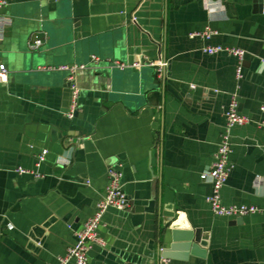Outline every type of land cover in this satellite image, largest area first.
Returning a JSON list of instances; mask_svg holds the SVG:
<instances>
[{
  "label": "crops",
  "instance_id": "crops-1",
  "mask_svg": "<svg viewBox=\"0 0 264 264\" xmlns=\"http://www.w3.org/2000/svg\"><path fill=\"white\" fill-rule=\"evenodd\" d=\"M5 2L0 264H58L104 196L110 168L121 172L129 208L104 214L105 246L91 247L88 264H157L160 256L170 264H264V213L215 216L206 202L211 183L200 179L235 97L249 122L229 131L232 170L221 200L264 207V0ZM206 28L216 34L192 36ZM38 32L42 45L30 50ZM207 46L244 50L241 78L235 57L207 54ZM159 60L161 77L147 65ZM82 65L97 75L77 76L70 119L69 75L59 68ZM186 232L195 249H173Z\"/></svg>",
  "mask_w": 264,
  "mask_h": 264
},
{
  "label": "built area",
  "instance_id": "built-area-1",
  "mask_svg": "<svg viewBox=\"0 0 264 264\" xmlns=\"http://www.w3.org/2000/svg\"><path fill=\"white\" fill-rule=\"evenodd\" d=\"M6 6L5 0H0V9ZM4 24H0V34ZM216 34L215 31L206 28L204 31L192 34V36H199L203 39H210ZM41 34L35 33L29 42L30 50H38L42 45ZM204 52L207 54H217L225 52L238 60L236 69L237 78H241L242 63L245 57V51L237 48H229L223 46H207L204 48ZM95 60L94 57H92ZM148 66L154 67L158 77H161L162 71L165 68V62L162 60L156 62L147 63ZM119 68L124 67L122 64H118ZM133 67H138L139 62H133ZM85 66H61L59 70L67 71L70 73L69 82L71 83V105L67 113L68 118H73L77 110V96L78 89L73 84V74L76 70L84 69ZM7 75V69L3 64H0V83L4 82ZM261 112H264V105L260 107ZM225 127L224 133L221 135L220 142L216 151L213 154V161L207 172L200 175L201 180H209L211 183V192L206 198V202L210 208V211L217 217L224 218H240L250 214L264 213V207L256 206H225L221 200V190L225 186L232 170V164L229 160L231 153V145L229 140V131L235 126H242L249 122L248 118L241 116L237 112V103L235 97L232 98L229 107L225 113ZM47 151L43 150L37 156L36 166H40L45 161ZM17 172L20 174H30L31 171L18 168ZM107 186L104 196L98 201L95 206L93 214L83 223L80 230L75 233V243L73 246L67 249L64 256L58 258V264H69L73 261V264H88V252L93 245L105 246V242L99 236V228L101 225L104 214L113 209L116 211H125L129 208V200L126 194L123 192L121 185V172L119 170L110 168L107 170ZM157 264H170V260L165 256H160Z\"/></svg>",
  "mask_w": 264,
  "mask_h": 264
},
{
  "label": "water",
  "instance_id": "water-1",
  "mask_svg": "<svg viewBox=\"0 0 264 264\" xmlns=\"http://www.w3.org/2000/svg\"><path fill=\"white\" fill-rule=\"evenodd\" d=\"M55 1V0H54ZM58 1V0H57ZM28 61L29 64L32 66L35 63V57L33 55H28ZM96 71L91 70V69H87L86 67L84 69L81 70H76L74 72L76 81H73V84H76V87L79 88L78 84H77V76L81 75L83 76L84 74H86L88 77H91V79L94 77H96ZM95 73V75H93ZM68 75L70 76V73L68 72ZM71 85V83L69 82V86ZM116 211V210H115ZM118 212H122V211H118ZM180 240V241H179ZM198 243L197 238L195 237V235L191 232H186L184 233V237H175L174 238V243L176 245L172 246L173 249H177V248H182L183 250H187L191 247H193V250L195 249V245L192 242ZM180 243V244H178ZM180 245V246H177ZM168 258V257H167Z\"/></svg>",
  "mask_w": 264,
  "mask_h": 264
}]
</instances>
